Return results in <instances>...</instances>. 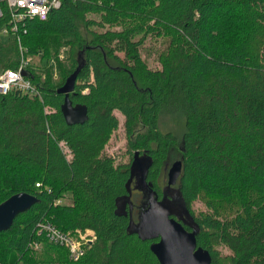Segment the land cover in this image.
I'll return each instance as SVG.
<instances>
[{
    "label": "trees",
    "instance_id": "16d2710c",
    "mask_svg": "<svg viewBox=\"0 0 264 264\" xmlns=\"http://www.w3.org/2000/svg\"><path fill=\"white\" fill-rule=\"evenodd\" d=\"M47 14L22 21L20 44L10 29L0 41V71L27 57L35 88L0 94V203L37 197L0 232V264H160L153 240L127 233L114 211L135 152L150 156L153 187L180 160L176 188L209 264H264V0H60ZM149 36L164 39L158 68L140 53ZM74 71L68 96L88 116L67 125L56 89ZM116 111L127 143L114 163L103 148ZM166 115L177 132L159 129ZM41 222L95 239L72 260Z\"/></svg>",
    "mask_w": 264,
    "mask_h": 264
},
{
    "label": "water",
    "instance_id": "95a60500",
    "mask_svg": "<svg viewBox=\"0 0 264 264\" xmlns=\"http://www.w3.org/2000/svg\"><path fill=\"white\" fill-rule=\"evenodd\" d=\"M77 71H74L70 76L68 75L63 85L56 89V92L62 94L63 102L59 106V110L63 115L64 122L68 125L82 123L87 118V111L84 104H71L72 101L68 93L74 89V80ZM138 154V152H136ZM150 156L140 158V161L133 160L130 164V171L125 185V195L114 199V208L116 215H127L126 232L135 234L139 239L151 240L159 236V239L149 244V249L154 254L156 260L160 264H209V252L201 246L195 244V232L197 224L192 220L188 213V209L181 200V195L176 189V195L173 200H164L165 195L161 200L151 202L147 208L143 209L138 216L137 222H133L130 216L132 213V206L130 202V188L131 176L133 171L137 168L141 169L139 173L144 180V175L151 166ZM140 167V168H139ZM182 168L180 160L173 161L166 171L167 186L173 185L177 181V177ZM152 184L147 183L152 194L154 191L150 187ZM37 202V197L26 192H14V194L7 197L6 200L0 203V232L10 228L13 218L19 213L27 210L30 205ZM127 205L128 211L125 210ZM177 206V207H176ZM175 209L186 212L192 221L189 224L190 230L184 229L182 223L174 220L168 215Z\"/></svg>",
    "mask_w": 264,
    "mask_h": 264
},
{
    "label": "built area",
    "instance_id": "2783aa9c",
    "mask_svg": "<svg viewBox=\"0 0 264 264\" xmlns=\"http://www.w3.org/2000/svg\"><path fill=\"white\" fill-rule=\"evenodd\" d=\"M7 5L9 15L8 27L0 28L1 33L5 34L10 29L19 43V31L22 29V21L31 18L44 20L48 16L50 8H56L60 5V0H3ZM1 15V10H0ZM1 17V16H0ZM25 30V29H24ZM61 56V51L59 53ZM29 58L24 57L16 68H6L0 71V94L10 91L11 88L19 89L27 93L34 92L35 88L29 80L24 77L23 67ZM39 231L45 232L46 237L53 242L60 243L67 248L70 259H77L83 255L84 248L95 239L93 232L88 230L73 229L72 232H61L59 228L49 223H38Z\"/></svg>",
    "mask_w": 264,
    "mask_h": 264
},
{
    "label": "rangeland",
    "instance_id": "374dc122",
    "mask_svg": "<svg viewBox=\"0 0 264 264\" xmlns=\"http://www.w3.org/2000/svg\"><path fill=\"white\" fill-rule=\"evenodd\" d=\"M7 36L3 35L2 33H0V41L1 42H5ZM163 42L164 39L162 38H155V37H148L144 44H142V46L140 47V53L142 54V59L146 62L148 67H153V68H158L160 67L157 61L158 58V51H160L163 47ZM30 57V56H28ZM32 58L31 60H33L34 62H37L38 57H30ZM116 113V117L118 120V128L115 129L114 131H111L110 134V139L107 142V144H105L103 151L109 155H114V163H117L119 161V159L125 160L126 158V152H125V146L127 143V136L124 133V127H123V118H122V114H120L119 112H115ZM160 122V130L165 131L168 128L173 130L174 132H177V128H178V122L176 118H169L167 115L162 117ZM139 127V129H138ZM136 129L138 130H143V126L141 125V123H137V127ZM135 129V130H136ZM65 153L68 154V152L64 149ZM70 156V154H68V157ZM177 160V159H175ZM173 160V161H175ZM172 161H169L166 163V166L164 168V170H162V173L160 174V176L158 177V181L160 183V186L166 183V175H165V171L167 170V165H169V163H171ZM62 202L68 203L70 202L69 198H65L63 199ZM193 207H195L196 209L198 208H203V205H201L199 203V201H196L193 203L192 205ZM36 246V245H35ZM222 251H226V249L223 247Z\"/></svg>",
    "mask_w": 264,
    "mask_h": 264
},
{
    "label": "flooded vegetation",
    "instance_id": "af4514ba",
    "mask_svg": "<svg viewBox=\"0 0 264 264\" xmlns=\"http://www.w3.org/2000/svg\"><path fill=\"white\" fill-rule=\"evenodd\" d=\"M146 155L140 153L139 155L136 154V152L133 154V157L130 159L129 164H128V170L130 171V164L133 160L135 161H140V158H144ZM173 162V161H172ZM171 162V163H172ZM167 165V170L170 166V164ZM140 168V167H139ZM141 169H136L135 171H133L132 176H131V183L129 185L130 188V202H131V208H132V213H130L131 219L133 222H137L138 220V216L139 214L142 212L143 209L147 208V205L151 202H154V199L156 201L161 200V198H163V196L165 195L164 200H173V196L172 195H176V184L173 185H169L167 186V180L166 183L160 186V183L158 181V176L155 177L156 179V185L155 187H153L154 183L147 178V171L144 175V180L141 178V174L139 173ZM166 170V171H167ZM128 171V174H129ZM149 171V169H148ZM166 171H165V175H166ZM160 176V175H159ZM128 177V176H127ZM168 179V178H167ZM151 183L152 185L150 186L152 188V190L154 191V193L152 194V192H150L149 188L147 187V183ZM126 193V192H125ZM124 193V195H125ZM123 195V196H124ZM177 196V195H176ZM177 207V206H176ZM125 210H122V212L124 213L125 211H128L127 205H125ZM122 216L126 217V219L128 218L127 215H123ZM168 217H172L174 220H178L179 222L182 223V227L186 230H190L189 224L192 222L190 220V217H188V215H186V212L182 211V210H178L175 209L173 212H171ZM159 239V236H157L156 238H153L151 240H153L152 242H155Z\"/></svg>",
    "mask_w": 264,
    "mask_h": 264
}]
</instances>
